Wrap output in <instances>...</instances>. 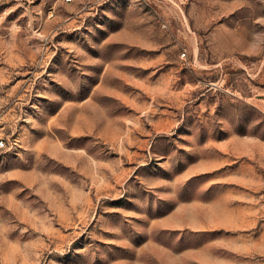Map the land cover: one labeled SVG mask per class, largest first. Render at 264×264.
Returning <instances> with one entry per match:
<instances>
[{
  "label": "rangeland",
  "instance_id": "obj_1",
  "mask_svg": "<svg viewBox=\"0 0 264 264\" xmlns=\"http://www.w3.org/2000/svg\"><path fill=\"white\" fill-rule=\"evenodd\" d=\"M87 97L120 128L90 136L89 212L73 222L28 190L22 217L0 202V264H150L162 178L216 162L228 138L250 140L263 178L264 0H0V164Z\"/></svg>",
  "mask_w": 264,
  "mask_h": 264
},
{
  "label": "crops",
  "instance_id": "obj_2",
  "mask_svg": "<svg viewBox=\"0 0 264 264\" xmlns=\"http://www.w3.org/2000/svg\"><path fill=\"white\" fill-rule=\"evenodd\" d=\"M100 110L88 97L66 101L42 126L22 131L18 154L0 164V202L22 217L32 203L23 195L28 190L69 220L84 219L91 180L98 177L90 136L118 138L120 132ZM250 144L228 138L214 152L216 162L198 159L173 178L164 175L168 208L149 218L139 248L150 264H264V176L245 163Z\"/></svg>",
  "mask_w": 264,
  "mask_h": 264
},
{
  "label": "built area",
  "instance_id": "obj_3",
  "mask_svg": "<svg viewBox=\"0 0 264 264\" xmlns=\"http://www.w3.org/2000/svg\"><path fill=\"white\" fill-rule=\"evenodd\" d=\"M67 1H73V0H67ZM7 145H6V142H5V140H0V147H6Z\"/></svg>",
  "mask_w": 264,
  "mask_h": 264
}]
</instances>
